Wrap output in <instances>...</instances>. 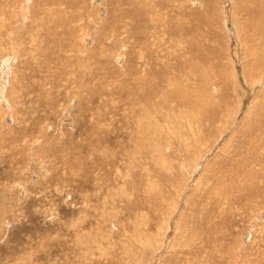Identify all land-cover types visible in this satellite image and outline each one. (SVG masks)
<instances>
[{
    "label": "rangeland",
    "instance_id": "obj_1",
    "mask_svg": "<svg viewBox=\"0 0 264 264\" xmlns=\"http://www.w3.org/2000/svg\"><path fill=\"white\" fill-rule=\"evenodd\" d=\"M0 264H264V0H0Z\"/></svg>",
    "mask_w": 264,
    "mask_h": 264
},
{
    "label": "bare ground",
    "instance_id": "obj_2",
    "mask_svg": "<svg viewBox=\"0 0 264 264\" xmlns=\"http://www.w3.org/2000/svg\"><path fill=\"white\" fill-rule=\"evenodd\" d=\"M6 87V86H5ZM145 119V118H144ZM148 119V118H147ZM150 119V118H149ZM155 127V124H153V123H151V121H149L148 120V122H147V125H146V133L144 134V135H147V134H149V133H151L154 129ZM139 133H142L143 134V131H142V129L139 131ZM155 134V133H154ZM162 134V133H161ZM152 138V137H151ZM157 144V143H156Z\"/></svg>",
    "mask_w": 264,
    "mask_h": 264
}]
</instances>
